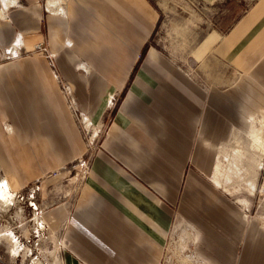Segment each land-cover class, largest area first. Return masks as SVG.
Returning a JSON list of instances; mask_svg holds the SVG:
<instances>
[{
  "label": "crops",
  "instance_id": "obj_1",
  "mask_svg": "<svg viewBox=\"0 0 264 264\" xmlns=\"http://www.w3.org/2000/svg\"><path fill=\"white\" fill-rule=\"evenodd\" d=\"M200 1L240 4L212 48L231 71L226 86L201 85L146 46L158 19L150 0H0V47L16 33L29 43L43 35L94 133L76 205L56 222L66 221V264H158L179 216L203 232L199 251L211 264H264V228L210 180L231 130L264 121V0ZM2 117L10 124L0 122V168L11 189L85 154L84 130L46 62L0 67Z\"/></svg>",
  "mask_w": 264,
  "mask_h": 264
},
{
  "label": "rangeland",
  "instance_id": "obj_2",
  "mask_svg": "<svg viewBox=\"0 0 264 264\" xmlns=\"http://www.w3.org/2000/svg\"><path fill=\"white\" fill-rule=\"evenodd\" d=\"M55 1L61 8V0ZM251 1L245 0V4ZM150 2L158 19L146 46L162 54L178 71L199 84L226 86L223 81L231 76V71L216 60L212 48L240 14V4L225 5L220 1L208 5L200 0ZM5 13L1 10L0 19L8 22ZM28 40L29 36L16 33L10 45L0 47V67L31 58L46 62L74 123L84 130L81 134L86 148L78 159L32 177L24 187H16L9 177L13 189L9 187L7 192L0 185V264H66L64 256L69 244L62 234L66 221L56 222L67 218L76 205L94 133L79 115L71 88L52 67L55 54L48 51L44 36L39 34L32 43ZM254 121L264 122L250 118L246 132L231 130L227 140L216 148L215 169L210 180L246 222H256L263 229L264 146L250 140ZM0 122L5 130L10 124L5 117L0 118ZM5 175L0 168V183L5 181ZM172 223L158 264H211L199 251L203 232L182 216Z\"/></svg>",
  "mask_w": 264,
  "mask_h": 264
},
{
  "label": "bare ground",
  "instance_id": "obj_3",
  "mask_svg": "<svg viewBox=\"0 0 264 264\" xmlns=\"http://www.w3.org/2000/svg\"><path fill=\"white\" fill-rule=\"evenodd\" d=\"M250 131H251L250 140L253 143H260L262 146H264V124L263 123L261 124V123H259L257 121H254L252 126H251V130ZM255 135H262V136L261 137H257ZM263 149H264V147H263ZM222 154L223 153H221V156H222ZM0 185H1L2 188H4V191L9 192V187L7 186L5 181L1 182ZM8 195H9V193H8Z\"/></svg>",
  "mask_w": 264,
  "mask_h": 264
},
{
  "label": "built area",
  "instance_id": "obj_4",
  "mask_svg": "<svg viewBox=\"0 0 264 264\" xmlns=\"http://www.w3.org/2000/svg\"><path fill=\"white\" fill-rule=\"evenodd\" d=\"M86 169V166H84V170ZM31 205V207H33V210H35V208H34V205L33 204H30Z\"/></svg>",
  "mask_w": 264,
  "mask_h": 264
}]
</instances>
